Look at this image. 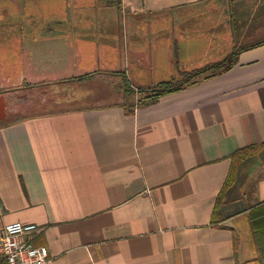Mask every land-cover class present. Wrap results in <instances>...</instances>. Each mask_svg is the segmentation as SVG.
<instances>
[{
	"label": "crops",
	"instance_id": "crops-1",
	"mask_svg": "<svg viewBox=\"0 0 264 264\" xmlns=\"http://www.w3.org/2000/svg\"><path fill=\"white\" fill-rule=\"evenodd\" d=\"M119 3L0 0V229L46 264L264 259V146L216 206L264 143V0Z\"/></svg>",
	"mask_w": 264,
	"mask_h": 264
},
{
	"label": "built area",
	"instance_id": "built-area-1",
	"mask_svg": "<svg viewBox=\"0 0 264 264\" xmlns=\"http://www.w3.org/2000/svg\"><path fill=\"white\" fill-rule=\"evenodd\" d=\"M38 230L35 224L10 222L0 229V252L5 264H46L48 250L35 246L31 237Z\"/></svg>",
	"mask_w": 264,
	"mask_h": 264
},
{
	"label": "trees",
	"instance_id": "trees-1",
	"mask_svg": "<svg viewBox=\"0 0 264 264\" xmlns=\"http://www.w3.org/2000/svg\"><path fill=\"white\" fill-rule=\"evenodd\" d=\"M119 1L120 0L118 1L110 0V2L114 4L117 3L118 5L120 4ZM234 61H235L234 56L231 55L230 58L226 59L225 61H222L213 66L205 67L204 69L196 71L194 74L189 75L186 79H184L178 84L160 83L156 87H152L151 89H148L146 93L147 95L142 100L137 102V104H144L147 101H153L156 98H158L160 95L177 91L189 84H192L193 82L191 81L193 79L192 78L193 76H197V75L199 76L200 74L206 71H211V72H214L213 74H215L222 70H226L231 67ZM139 92H146V91L139 90ZM263 146H264V143L258 144V145L253 144V145L240 147L228 156V158L230 159V163H231L230 170H229L228 176L226 177L224 181L222 190L218 193V196L216 199V206L219 200L221 199L224 190H226L234 182L237 166L244 160L256 155L263 148ZM243 264H264V259H254V260L246 261Z\"/></svg>",
	"mask_w": 264,
	"mask_h": 264
},
{
	"label": "rangeland",
	"instance_id": "rangeland-1",
	"mask_svg": "<svg viewBox=\"0 0 264 264\" xmlns=\"http://www.w3.org/2000/svg\"><path fill=\"white\" fill-rule=\"evenodd\" d=\"M144 97H145V96L141 97V98L138 99V100L136 99V100H137L136 102H139V101L142 100ZM128 98L130 99V98H132V96H129ZM0 100H1V102L3 101L2 98H0ZM106 100H107V101H112L113 98L108 97ZM0 107H2V106H0ZM249 198H250V201H251L252 197H250V195H249ZM249 198H248V199H249Z\"/></svg>",
	"mask_w": 264,
	"mask_h": 264
}]
</instances>
